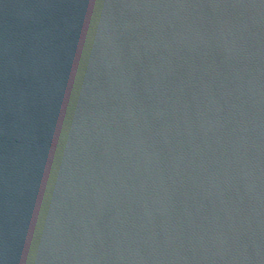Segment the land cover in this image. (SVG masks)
Returning a JSON list of instances; mask_svg holds the SVG:
<instances>
[{"label": "water", "instance_id": "1", "mask_svg": "<svg viewBox=\"0 0 264 264\" xmlns=\"http://www.w3.org/2000/svg\"><path fill=\"white\" fill-rule=\"evenodd\" d=\"M0 264H264V154L0 2Z\"/></svg>", "mask_w": 264, "mask_h": 264}]
</instances>
